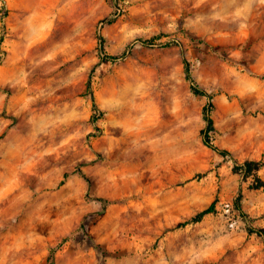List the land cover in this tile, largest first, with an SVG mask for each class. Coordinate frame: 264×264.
I'll list each match as a JSON object with an SVG mask.
<instances>
[{"label": "rangeland", "instance_id": "374dc122", "mask_svg": "<svg viewBox=\"0 0 264 264\" xmlns=\"http://www.w3.org/2000/svg\"><path fill=\"white\" fill-rule=\"evenodd\" d=\"M0 9V264H264V0Z\"/></svg>", "mask_w": 264, "mask_h": 264}, {"label": "trees", "instance_id": "16d2710c", "mask_svg": "<svg viewBox=\"0 0 264 264\" xmlns=\"http://www.w3.org/2000/svg\"><path fill=\"white\" fill-rule=\"evenodd\" d=\"M0 13H3V17L8 16V10L4 9V11H1ZM142 44H150L149 41H140ZM110 60H117L116 56H108ZM184 66H185V74L186 78L192 82V89L195 94L197 95H202L206 96L209 98L208 104L204 107L203 109V118L206 122V127L202 130V137H203V142L204 144L211 148L212 150L218 152L224 157L230 156L231 152L227 149H222L213 144L212 141V133L216 130V124L215 121L211 115V107H212V97L208 91L205 89L201 88L198 84L194 82L192 71H191V64L188 58L185 56L184 57ZM96 113L101 114V110L99 109L98 105L95 103L94 105ZM97 118L96 114L94 115V119ZM264 167V162L263 161H257V160H247L244 163H236L235 171L242 174L244 178L250 179L252 178L254 181L253 188L254 189H262L264 188V179L260 176V171ZM85 176V175H84ZM86 177V176H85ZM87 180L89 181V178L86 177ZM100 202L104 204V206L107 205V200L104 198H98ZM242 200V195H239L237 198L235 204L236 208L243 213V208L241 204ZM217 212V200L213 201L211 205L206 208L205 210L201 211L192 219L193 222H201L206 216L210 214H214ZM244 214V213H243ZM189 222L183 223L181 226L188 224ZM85 223L82 225V228H85ZM251 233H257L258 235L264 237V229L263 228H251L249 230ZM96 249L98 253L102 252V247L100 245H96Z\"/></svg>", "mask_w": 264, "mask_h": 264}]
</instances>
